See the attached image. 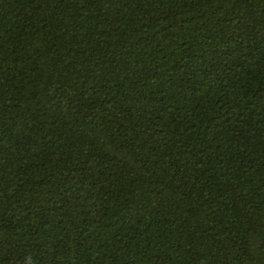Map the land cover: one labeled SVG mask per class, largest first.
I'll return each mask as SVG.
<instances>
[{
  "label": "trees",
  "instance_id": "1",
  "mask_svg": "<svg viewBox=\"0 0 264 264\" xmlns=\"http://www.w3.org/2000/svg\"><path fill=\"white\" fill-rule=\"evenodd\" d=\"M0 264H264V0H0Z\"/></svg>",
  "mask_w": 264,
  "mask_h": 264
}]
</instances>
